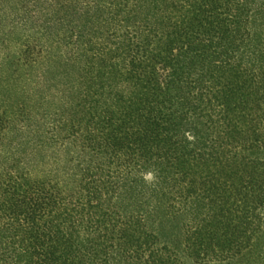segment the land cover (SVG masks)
I'll return each instance as SVG.
<instances>
[{"label":"trees","instance_id":"trees-1","mask_svg":"<svg viewBox=\"0 0 264 264\" xmlns=\"http://www.w3.org/2000/svg\"><path fill=\"white\" fill-rule=\"evenodd\" d=\"M264 264V0H0V264Z\"/></svg>","mask_w":264,"mask_h":264},{"label":"rangeland","instance_id":"rangeland-1","mask_svg":"<svg viewBox=\"0 0 264 264\" xmlns=\"http://www.w3.org/2000/svg\"><path fill=\"white\" fill-rule=\"evenodd\" d=\"M185 264H193V263L186 260Z\"/></svg>","mask_w":264,"mask_h":264}]
</instances>
